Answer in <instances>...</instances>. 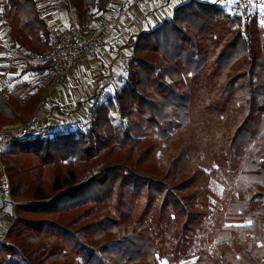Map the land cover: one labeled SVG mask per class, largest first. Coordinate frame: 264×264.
Returning a JSON list of instances; mask_svg holds the SVG:
<instances>
[{
	"label": "trees",
	"instance_id": "trees-1",
	"mask_svg": "<svg viewBox=\"0 0 264 264\" xmlns=\"http://www.w3.org/2000/svg\"><path fill=\"white\" fill-rule=\"evenodd\" d=\"M71 1L97 16L112 0ZM229 7L187 0L144 29L122 84L80 103H93L85 129L80 119L1 147L17 204L0 264H264V26ZM0 12L14 45L43 57L35 1L0 0ZM32 88L0 94V129L23 122L17 96L33 112Z\"/></svg>",
	"mask_w": 264,
	"mask_h": 264
},
{
	"label": "crops",
	"instance_id": "crops-1",
	"mask_svg": "<svg viewBox=\"0 0 264 264\" xmlns=\"http://www.w3.org/2000/svg\"><path fill=\"white\" fill-rule=\"evenodd\" d=\"M34 1L48 28L56 26L64 30L71 27V11L64 0ZM127 1L112 0L106 12L97 16L84 13L78 16L79 22L86 31L93 32L106 19L116 14ZM173 1L180 5L187 0H163L161 7L152 11H148L150 7L146 3L143 10H135L138 17L136 21L129 22L122 19L111 33L110 43L113 52L107 53L104 50H99L83 59L69 75V83L58 86H55L56 75L54 69L45 73L40 71L35 73L32 66H30L31 63H27L33 62L29 59V56L24 58L18 55V52L28 53L14 45L11 27L4 23L2 12H0V94L7 96L17 85L21 83L30 84L33 86L31 93L40 92L41 98L46 97V103L44 106H40L39 102L33 112L28 114L25 113L24 108L27 99L23 96H17L13 103L16 116L22 117L24 121H32L35 128H43L48 133L66 129L69 125L80 120V111L83 108V106L79 107L80 103H86L87 100L93 99L100 88H105L108 93L109 89L113 92L118 84H122L123 81L120 79L121 68L114 65L113 60L118 56L132 55L133 41L144 29L156 27L163 20L171 17L167 8ZM200 1L214 3L216 0ZM236 1L233 0L231 6ZM256 14L260 18L258 7H254L252 11V15ZM87 18L91 22L86 29L82 22H86ZM12 51L17 53L12 54ZM35 62H42V60H36ZM20 124L23 123L17 125ZM4 137L3 135L2 139Z\"/></svg>",
	"mask_w": 264,
	"mask_h": 264
},
{
	"label": "built area",
	"instance_id": "built-area-1",
	"mask_svg": "<svg viewBox=\"0 0 264 264\" xmlns=\"http://www.w3.org/2000/svg\"><path fill=\"white\" fill-rule=\"evenodd\" d=\"M70 9L71 27L69 29H60L56 26L48 28L49 33V48L43 57H38L37 60L49 61L53 65L55 71V86L66 85L69 83V75L75 70L79 63L95 54L99 50H104L107 53H112L113 48L110 43L112 30L120 24L122 19L129 22L137 20L135 10H143L147 3L150 7L148 11L157 10L161 7L163 0H128L127 3L114 15L110 16L104 23L93 32L86 31L80 24L77 13L73 9L71 0H64ZM264 0H237L231 9V14L234 18L248 21L251 17L253 8ZM12 51V54H16ZM20 57L27 58L26 53L18 52ZM132 56H118L113 60V64L121 68L122 81L128 75L131 66ZM105 88H100L93 98V102L100 104L107 98ZM46 97L40 101V106H44ZM93 103L86 104L80 111V119L84 122L83 128L90 124L94 114L92 112ZM66 129H59L58 132ZM0 135H4V139L0 140V149L3 145L9 142H18L21 140H36L39 137L48 135L46 131H40L33 126L32 121L20 125H9L0 129ZM0 170H6V164H3L0 157Z\"/></svg>",
	"mask_w": 264,
	"mask_h": 264
},
{
	"label": "rangeland",
	"instance_id": "rangeland-1",
	"mask_svg": "<svg viewBox=\"0 0 264 264\" xmlns=\"http://www.w3.org/2000/svg\"><path fill=\"white\" fill-rule=\"evenodd\" d=\"M232 1L233 0H228L229 6H230L229 7V11L230 12H231L232 7L234 6V5L231 6ZM178 5H179L178 3L173 1L171 3V5L167 8L168 12L172 15L175 7H177ZM258 8L260 9V22H261V21H264V2L259 3ZM81 19H83V18H81ZM90 22H91V20L89 21L88 18H87L86 22L84 21V22H82V24L87 29L89 27V25H90L89 24ZM26 55L29 56V59L31 61H33V62H27V63H31L30 66H32V68L36 67L37 64L39 63V62H35L38 57L34 56L31 53L30 54H26ZM119 85L120 84H118V86ZM111 91L109 89L108 93H112ZM111 118H112V120H113V122L115 124L119 123V115H117V114L112 115ZM22 121H23L22 123H27L30 120H25L24 121V119H23ZM9 125H12V124H8L6 126H9ZM1 161L3 162V164H6V165L8 164L7 160H5L2 157H1ZM96 172H97V169L89 171L88 173H86L83 176L82 180L84 181V180L89 179ZM212 188L217 194L222 195L223 187L221 185H219L218 183L214 182L213 185H212ZM7 190H8V188H7V179H6V176H5V172L0 170V242L6 241L5 233L9 229V227L13 224V217H14L13 215H14L15 206L17 204V201L15 199H14V201L11 200V198L8 195V191ZM7 257L9 258V256H7ZM163 264H166V263L163 262ZM182 264H189V263H182Z\"/></svg>",
	"mask_w": 264,
	"mask_h": 264
},
{
	"label": "snow or ice",
	"instance_id": "snow-or-ice-1",
	"mask_svg": "<svg viewBox=\"0 0 264 264\" xmlns=\"http://www.w3.org/2000/svg\"><path fill=\"white\" fill-rule=\"evenodd\" d=\"M261 24L264 25V21H261ZM228 227H232V226H228Z\"/></svg>",
	"mask_w": 264,
	"mask_h": 264
}]
</instances>
